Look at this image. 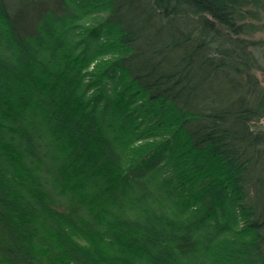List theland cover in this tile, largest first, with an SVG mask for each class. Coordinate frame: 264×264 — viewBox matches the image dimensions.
<instances>
[{"label": "trees", "instance_id": "obj_1", "mask_svg": "<svg viewBox=\"0 0 264 264\" xmlns=\"http://www.w3.org/2000/svg\"><path fill=\"white\" fill-rule=\"evenodd\" d=\"M263 18L0 0V264H264Z\"/></svg>", "mask_w": 264, "mask_h": 264}, {"label": "rangeland", "instance_id": "obj_2", "mask_svg": "<svg viewBox=\"0 0 264 264\" xmlns=\"http://www.w3.org/2000/svg\"><path fill=\"white\" fill-rule=\"evenodd\" d=\"M258 26H263V29H261V31L259 32H255L253 33V35L250 36L251 39H253L256 42H263L264 43V18L258 21ZM257 49L259 51H257V56L259 61L262 63V68L263 70H253V74L256 76L260 86H262L264 88V46L263 48L261 47H257ZM256 128H258V130H264V119L260 120L259 122L256 123ZM251 192V191H250ZM254 200V196L253 194H249V201L251 203V201Z\"/></svg>", "mask_w": 264, "mask_h": 264}]
</instances>
